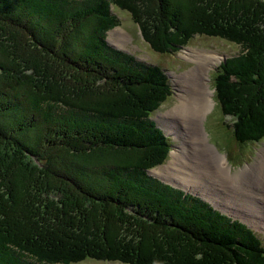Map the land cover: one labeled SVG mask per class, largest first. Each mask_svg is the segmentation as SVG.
<instances>
[{"label": "trees", "instance_id": "obj_1", "mask_svg": "<svg viewBox=\"0 0 264 264\" xmlns=\"http://www.w3.org/2000/svg\"><path fill=\"white\" fill-rule=\"evenodd\" d=\"M220 1L227 11L209 19L175 6L161 30L143 0H0V264H264L250 227L147 174L172 145L149 119L171 86L106 38L123 10L158 53L195 33L240 45L217 66L213 99L238 143L259 142L264 0Z\"/></svg>", "mask_w": 264, "mask_h": 264}, {"label": "rangeland", "instance_id": "obj_2", "mask_svg": "<svg viewBox=\"0 0 264 264\" xmlns=\"http://www.w3.org/2000/svg\"><path fill=\"white\" fill-rule=\"evenodd\" d=\"M143 1L146 2L148 7L155 8L154 12L157 13V22L154 19L156 22L154 26H159L161 30L163 29L161 24L158 22H160L161 19L164 21L167 20L171 17L172 13L175 14L174 11L176 10V7L182 11V16H187L192 19L194 16L200 17L209 12L219 16L224 14V12L228 9L227 4H220V0H176L175 3H171L170 0ZM189 3H191L193 7L198 8L197 13L190 12L187 7H180V5L184 4L190 6ZM114 13L119 20V25L107 31L106 38L108 43L113 45V47L120 48V50L132 54L137 61L158 64L161 66L165 70L171 86L170 95L159 105L157 109L150 112L149 119L154 121L157 127L163 129V131L170 137L172 145L168 151L165 161L162 164L147 170V174L149 173L153 176V178L159 179L163 184L180 189L184 192V194H191L199 197L209 203L213 209L224 213L231 219L235 218L236 220L248 225V227H250L254 233L257 234L259 239H261L264 246V200L259 196V194H257H263V191L261 190L263 187H259V184L254 178L264 161V139L253 143H238L232 134L231 128L229 127L231 120L228 117L222 116L219 106H217L216 103L211 107L213 104L212 94H214L212 80L216 68L221 61L218 63L215 62L214 64L216 65L209 68L207 65L214 59L220 60L219 56L223 57L224 55L231 56L239 54L242 51L241 46L215 36L195 33L186 41L185 45L179 47L176 51H172L170 53H158L153 51L149 47L148 43L142 39L138 26L135 22H133L128 12L123 10H114ZM262 16L264 15L259 13V17L255 19L260 20L262 19ZM209 18H211L210 13L208 15V19ZM251 18L253 19V16ZM232 22L233 24L244 25V22L242 21L237 22L236 20H233ZM28 63L32 64L29 61ZM34 67L36 66L34 65ZM38 71L37 74L41 77H45L46 79H50V76L54 77L56 74V71L45 70L43 67L38 68ZM30 74H33V72ZM184 75H190L191 78L193 76L199 83H201L202 80L203 83L211 89V92L213 91V93L208 96L210 100V107L202 116V127L200 125V128L204 136V144L209 146V149L213 152H217L218 154L224 156V158L226 157V165L230 167V172L236 174L235 176L238 177L236 184H223L229 187L228 189H222L220 187L222 186V183L219 182L214 175L209 176L204 173L207 169L208 163L211 165L213 160L210 159L207 163L208 158L204 159V155L200 153V160H195L193 157H189L187 152L190 150V144L188 143L187 134L182 120L178 116H170L167 114V111L170 109L172 110L177 103L178 89L184 87L181 83H178L180 76ZM59 83L61 85L63 84L64 87L71 89V81L68 77H65L63 81ZM72 88L75 87L72 86ZM177 154L179 155L177 156ZM180 155H183L185 158H182ZM185 159L188 165L182 164ZM37 160L34 159L33 161L35 163L31 164L42 168ZM189 164L195 169L190 167ZM179 169L184 174V179L180 180L178 176H175L173 180L170 179L169 177L174 176L172 174L177 172ZM48 171L51 173L49 176L52 174L54 175L51 167ZM164 173H166V176ZM31 176L35 178L34 175L31 174ZM205 176L207 177L206 179L203 178ZM44 178L43 173L40 172L37 180H42ZM194 179L196 182H199V179L202 180L201 186L209 190L210 195L211 192L215 195L218 201V206H216L213 201L216 199L210 197L203 190H200L199 188H192L190 186L186 187V184ZM165 180L169 182L166 183ZM239 181L241 182L238 183ZM190 185L193 186V184ZM215 185H217V187H214ZM43 212L44 210L42 213ZM134 237L137 238V235H134ZM72 264L121 263L86 258L80 262Z\"/></svg>", "mask_w": 264, "mask_h": 264}, {"label": "bare ground", "instance_id": "obj_3", "mask_svg": "<svg viewBox=\"0 0 264 264\" xmlns=\"http://www.w3.org/2000/svg\"><path fill=\"white\" fill-rule=\"evenodd\" d=\"M228 57L229 56H225V55L223 57L219 56L220 60H217V59L212 60V62H210L207 65V67L209 68V67L215 66L216 65L214 64L215 62L217 63L219 61L225 62V60ZM178 83H181L184 87H182L181 89L180 88L178 89L177 103L172 108V110L170 109L169 111H167V114L170 116H178L182 120L183 126L185 127V132L187 134L188 143L190 144V150L187 152L189 157L190 158L193 157L195 160H200L199 158V153H200L204 155V159L208 158L207 163L209 162L210 159L213 160L211 162V165L208 163L207 169L204 173H206L209 176L214 175L218 179V181L222 183V186L220 187L222 189H228L229 187L223 184H227V183L236 184V182L238 181V177L235 176L236 174H233L230 172L229 170L230 167L226 165V161H225L226 157L224 158V156L218 154L217 152H213L211 149H209V146H206V144H204V136L200 128L202 116L205 113V111L209 109L210 107L209 106L210 100L208 96L211 93H213L214 90L211 92V89L206 84H204L202 80H201V83H199L194 79L193 76L191 78L190 75L180 76ZM212 101H213V104L211 105V107L215 105V101L213 98H212ZM178 155L179 154H177V156ZM180 156L182 158H185L183 155H180ZM217 162H219L220 165ZM182 164L188 165V163L186 162V159L184 162H182ZM189 166L192 167V165L190 164ZM166 173H164L165 176H166ZM148 175L150 174L148 173ZM172 175L174 176L169 177L172 180L174 179L175 176H178L180 180L184 179V174L182 173L180 169L177 170V172H175ZM203 178L206 179L207 177L205 176ZM254 178H255V181L259 184V187H263L261 189L263 191V194L262 195L260 193H257V194H259V196L264 200V161L262 162L261 167L257 171ZM240 182L241 181H239L238 183ZM201 183H202V180L199 179V182H196L194 179L192 181H189L188 184H186V187L190 186L192 188H199L200 190H203L210 197L216 199L213 201L215 202V205L218 206L217 205L218 201L215 195H213L212 192L210 195L209 190H207L205 187H202ZM190 184H193V186H191ZM214 187H217V185H215ZM232 220H235V218H233Z\"/></svg>", "mask_w": 264, "mask_h": 264}, {"label": "water", "instance_id": "obj_4", "mask_svg": "<svg viewBox=\"0 0 264 264\" xmlns=\"http://www.w3.org/2000/svg\"><path fill=\"white\" fill-rule=\"evenodd\" d=\"M112 46H113V45H112ZM201 122H202V121H201ZM201 127H202V125H201ZM165 182L168 183L169 181L165 180Z\"/></svg>", "mask_w": 264, "mask_h": 264}]
</instances>
